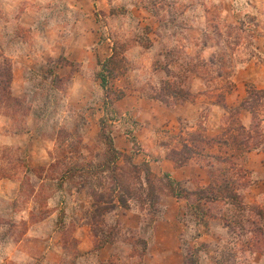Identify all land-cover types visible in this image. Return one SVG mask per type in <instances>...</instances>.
Instances as JSON below:
<instances>
[{
  "label": "rangeland",
  "instance_id": "rangeland-1",
  "mask_svg": "<svg viewBox=\"0 0 264 264\" xmlns=\"http://www.w3.org/2000/svg\"><path fill=\"white\" fill-rule=\"evenodd\" d=\"M232 1L103 0L92 17H83L84 24L96 27L95 34L87 37L77 30L76 40L66 38L74 54L79 43L92 48L91 59L87 53L80 57L89 69L82 91L67 80L55 78L53 83L50 76L54 61L64 56L54 55L65 42L56 23L67 26L78 18L72 1L0 0V47L6 55H13V43L8 49L3 44L18 39L34 42L46 35L60 42L44 54L36 47L34 53L51 56L26 75L24 88L19 83L12 92L25 115L11 116L8 131L23 136L25 116L32 114L38 136L53 144L54 161L34 154L27 158L22 147L0 146V178L11 180L0 183V264H264V235L254 231L242 209L253 206L242 194L250 182L245 154L227 162L229 150L222 143L231 144L232 137L243 140L236 128L238 123L250 127L252 115L240 104L250 86L264 90V61L259 67L248 63L264 60V0H247L245 14L226 13ZM172 19L196 28H174ZM194 43L214 48L210 65L192 51ZM16 53L33 54L27 46ZM37 59L15 64L32 68ZM246 63L250 70L238 76ZM105 64L107 88L99 77ZM70 66V73L61 71L63 77H71L79 63ZM132 94L144 100H132L138 108L127 111L118 97ZM166 101L172 106L196 102L200 117L189 120L187 111L185 120L168 123ZM223 101L227 108L218 104ZM10 112L0 103V115ZM112 143L121 153L118 161ZM31 144L36 150L46 148L39 138ZM191 155L186 165L203 168L208 182L202 186L195 177L179 183L183 194L222 186L223 179H238L234 187L239 183L241 188L237 202L218 206L223 216L216 218L203 216L200 209L194 212L187 202L178 211L177 203L168 201L183 224L176 240L163 229L152 232L165 214L161 198L170 196L174 182L156 175L147 159L184 161ZM147 166L153 177H147L149 184Z\"/></svg>",
  "mask_w": 264,
  "mask_h": 264
},
{
  "label": "crops",
  "instance_id": "crops-1",
  "mask_svg": "<svg viewBox=\"0 0 264 264\" xmlns=\"http://www.w3.org/2000/svg\"><path fill=\"white\" fill-rule=\"evenodd\" d=\"M23 1V0H22ZM25 1V0H24ZM34 3H38L40 0H28ZM72 1V10L73 12L77 15V19L74 20L75 22L71 23L70 25L66 26V23L63 21H59L58 23H56L58 26V29L63 31L61 32L62 37H65V42L62 43L61 47H60V52L58 54H54L55 57H59L62 52L65 56V58L67 59V61H69V63L72 64H77L79 63V67L77 69H74L72 71V75L71 77H69V81L71 85L77 86V88L79 87H83L81 90H85V86L87 84H85V86H82L81 83H83L84 81H86L87 79L85 77H88L87 71L89 72L88 67L86 66L84 60H81V55H83L84 58V54L87 53L89 54L92 51L91 46L89 45H81V43H79V45H76L75 48L77 49V54H74L72 52V48H70L69 41H66V38H73L74 40L77 39L75 32L77 30H82L83 33H87V37L89 36V34H95V29L96 27L93 26V23H90L92 25H88L87 22H84L83 17H85V19L87 18V16L92 17V13L94 14V10L97 8V6L102 3L103 0H71ZM234 1V2H233ZM232 1V7L231 9L227 8L225 10L226 13H236V14H240L243 13L245 14L246 11H248L247 8H245L243 5V3H246L247 6H249V1L247 0H233ZM2 5L4 4V2H1ZM8 2L6 1L5 4H7ZM38 7L40 8L41 5L37 4ZM26 13L31 14L32 12L28 11ZM164 14L161 17V22L157 21L158 24H162V18H163ZM91 20V19H90ZM88 20V21H90ZM35 22V21H34ZM171 22H174V28L179 29H186V28H196L195 25H193L192 27L189 25H179L181 21H176L174 19H172ZM179 23V24H176ZM55 24V25H56ZM157 25V24H156ZM31 27V25H29ZM200 26V25H199ZM34 28V27H33ZM35 29V28H34ZM67 32V33H66ZM82 33V34H83ZM85 38V37H83ZM16 40V39H15ZM85 41V40H84ZM9 43H13L12 46L10 47L14 53L12 54H8L7 56H9L13 63H14V69H13V73H14V78H13V82H12V92L15 93V88L17 85H19V83L21 84L20 87L24 88L25 86V78L26 75H29L30 72L32 71V69H34L36 71L37 68V64L38 62L41 63H45L47 62L48 58L51 56V54H46L44 56H39V54L34 53L37 49H41L42 48V53L44 54V52H48L50 51L49 48L52 47V45H60V42L58 43V40L55 38H51L48 37L46 35L42 36L41 38H39L38 40L36 39V41H31V40H27V39H18L17 41L14 42H8V43H4L3 47L5 49L7 48V45ZM94 45V44H93ZM20 46H27L32 48V52L33 54L30 55H22V54H17L16 51L18 50V48ZM73 46V45H72ZM192 48V51H194L196 53V55H199L201 59H203L204 61H208L210 59L211 56H213L212 54L214 53V49L211 46H207L206 44L202 45L203 48H201L200 46L197 45V43H194ZM36 47H38L36 49ZM199 47V48H198ZM259 51H261V49H259ZM8 53V52H7ZM260 55H263L261 52H259ZM90 55V59H91V54ZM39 57L40 60L42 61H38L39 59L36 60V65L31 68H25V67H18L16 63V61L18 60H23L24 58L26 59H30L33 63V61L35 60V57ZM264 56V55H263ZM44 60V61H43ZM260 62L258 61H253V60H249L248 63H252V65L255 67L257 65V67H259L260 65H262V61H264L263 59H259ZM84 63V64H82ZM259 63V64H258ZM83 65V66H82ZM70 65L67 66H60L57 70V74L61 77H63V74L61 73L62 70L67 69L70 73ZM249 69L250 64H244L243 66H241L240 68H238V76H243V74L245 72H248L249 70H246L245 68ZM68 73V76H69ZM236 84H238V88L239 91L241 92V88L239 85V81H236ZM141 102L144 99L139 97L138 94H132V95H128V96H124L123 98L119 99L118 101H120L121 104H125L128 107H125L126 110H131L133 111L134 109H137L138 105L136 104H132L131 102ZM228 102H229V98H228ZM196 102L194 103H189V104H176L174 106H167L165 105V110L166 112H168L169 114V118L167 119L168 123H172V122H180V120H185L186 116H187V111H191V117L189 120H194L195 118H199V113L197 112L196 109ZM132 104V105H130ZM213 108H220L218 105H214L212 104ZM25 121L24 124H26V129L24 130V132H22L23 136H21L19 133H12L10 130V127L12 125V122L14 121L13 118H11V116L8 115H4L1 114L0 115V146L1 147H22L25 148V150H28V155L26 156L27 158L32 157V154H34V156H41L42 158H49L50 159V163L54 161V159L52 158V145L50 144V142H48L47 140H43L38 136V124L37 125H33L34 120H35V116H33L32 114L30 115H26L25 116ZM38 136V137H37ZM39 138L41 140V142H43L44 144L46 143V148H42L41 150H36L33 147V144L31 143H35L36 139ZM116 141V139H114ZM53 143V142H51ZM26 155V154H24ZM148 158V156H146ZM147 161L149 162L152 171L158 175V176H162V175H167L169 178H171L175 183H185L186 181H193V179L195 177H200V180H202V186L207 184V179H206V174L203 168H201L199 165H193V164H188V165H184V166H177L175 164L174 161L164 158L163 160H160L158 162H154L151 161L150 159H147ZM243 162H244V166L245 169L249 172V176L248 178H250V182L249 185L247 186V188L243 189L242 194L244 195V199H245V203L250 204V205H256L259 206L261 208H264V144H263V148H260L258 150L255 151H251V152H247L245 153V155L243 156ZM49 163V164H50ZM202 174L201 176H199V174ZM11 180L10 179H6V178H0V183L1 184H10ZM13 183V181H12ZM17 186L20 185L19 182L16 183ZM176 202L178 205V211H181L185 208V204L186 201L176 198L174 196H162L161 198V202L165 204L164 206V210H165V214L164 217L160 218L159 220H157L154 223L152 232L157 233L158 231L162 230L165 234L166 237L168 238H176L179 239L181 237V233L183 232V224H182V220L178 217V213L176 212L175 214L172 212V210L170 209L171 206H169V204H166L167 202ZM169 227H171L173 230L170 231ZM176 227L179 228V231L177 230L176 232ZM186 227V226H185ZM182 230H181V229ZM213 236V235H211ZM202 238V237H201Z\"/></svg>",
  "mask_w": 264,
  "mask_h": 264
},
{
  "label": "trees",
  "instance_id": "trees-1",
  "mask_svg": "<svg viewBox=\"0 0 264 264\" xmlns=\"http://www.w3.org/2000/svg\"><path fill=\"white\" fill-rule=\"evenodd\" d=\"M213 58V57H212ZM113 60V59H110ZM55 62V68L51 69L50 76L52 77L51 80L54 83L55 78L56 80L62 81L67 80L69 81L68 76L67 77H61L57 74V70L60 66H67L71 65L69 61L65 58V56L61 55ZM110 62V61H109ZM212 63V59L209 62H206L205 64L208 66ZM106 65V64H105ZM108 65L102 68V70L99 73V77L102 82V87L107 88L108 84V78H109V71L107 70ZM13 69L14 64L12 59L7 56L2 48L0 47V103H3L5 110H11V114H7L8 116H15L17 114H22V116L25 115V112L21 111V105L22 102L20 99L16 98L12 94V82H13ZM248 95L243 100V102L240 104V110L246 109L248 110L252 115V121L250 127H245L244 125L238 123V126L236 128V133L240 137L243 138V140H239L238 137H232V143L230 144L229 141L225 140L222 143L225 144L228 147V153L229 158L226 160L227 162L231 160L232 158H239L242 154V156L251 151H255L260 149V146L263 145V137H264V130L262 129V126L264 124V90L263 89H256L255 87H249L248 88ZM176 95V93H174ZM188 96V95H187ZM124 96L121 95L118 97L119 99L123 98ZM155 98V97H154ZM185 98V97H184ZM157 99V98H155ZM158 100V99H157ZM161 100V99H159ZM185 101L188 99L185 98ZM163 101V100H161ZM167 106H172L173 104H169L167 101L165 102ZM218 104H221L224 108H227V105L225 102H218ZM236 135V136H238ZM261 139V140H260ZM111 152L115 155V161H118L121 157V153L114 147L113 143L111 144ZM241 153V154H240ZM191 157H188L184 161H177L175 157H173L174 162L177 166H184L187 164V161L189 159H192ZM195 156V155H194ZM217 162L223 161L221 158L216 157ZM214 165V164H213ZM68 172V171H67ZM150 168L147 166L146 169V181L149 184V179L153 178L151 175ZM168 177L167 175H164ZM169 178V177H168ZM238 179H223L224 185H217L212 184L210 187H205L200 189V192H193L190 195L183 194V188H180L179 183H172V190L170 191V195L174 196L176 198L186 200L187 204L191 207V209L195 211L201 210V213L203 216L210 215L211 218H216L223 216V209L219 208L220 204H226V202L230 201H238V192L236 190L240 189V184L238 183V187L235 188L234 186L237 185ZM214 185V186H213ZM202 191H208L209 195H203ZM202 204V205H201ZM202 206H205V209H202ZM216 206V207H215ZM219 206V207H218ZM242 209H244L247 212V219L251 222V224L254 227V231H257L258 233H261L264 235V209H261L260 207L253 205H242ZM200 213V214H201ZM253 231V232H254ZM251 232V231H250Z\"/></svg>",
  "mask_w": 264,
  "mask_h": 264
}]
</instances>
